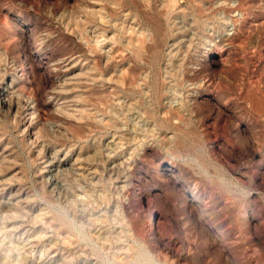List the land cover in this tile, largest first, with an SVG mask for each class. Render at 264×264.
Here are the masks:
<instances>
[{"label":"rangeland","instance_id":"rangeland-1","mask_svg":"<svg viewBox=\"0 0 264 264\" xmlns=\"http://www.w3.org/2000/svg\"><path fill=\"white\" fill-rule=\"evenodd\" d=\"M0 264H264V0H0Z\"/></svg>","mask_w":264,"mask_h":264},{"label":"bare ground","instance_id":"bare-ground-1","mask_svg":"<svg viewBox=\"0 0 264 264\" xmlns=\"http://www.w3.org/2000/svg\"><path fill=\"white\" fill-rule=\"evenodd\" d=\"M9 97V96H8ZM64 157V156H63ZM14 196V195H13Z\"/></svg>","mask_w":264,"mask_h":264}]
</instances>
